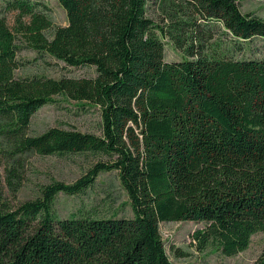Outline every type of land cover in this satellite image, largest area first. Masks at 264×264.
<instances>
[{
    "label": "trees",
    "instance_id": "trees-1",
    "mask_svg": "<svg viewBox=\"0 0 264 264\" xmlns=\"http://www.w3.org/2000/svg\"><path fill=\"white\" fill-rule=\"evenodd\" d=\"M68 25L17 0L16 32L0 18V154L105 157L67 185L54 182L15 210L0 209V264H173L162 223L203 224L200 251L233 258L264 234V57L239 59L261 39L264 20L238 0H59ZM161 12L162 25L149 16ZM27 22H22L23 18ZM95 77L18 78L21 42ZM169 39L183 52L165 60ZM62 97L99 109L102 136L32 118ZM117 171L132 218H58L59 194L76 196ZM254 264H264V250Z\"/></svg>",
    "mask_w": 264,
    "mask_h": 264
},
{
    "label": "rangeland",
    "instance_id": "rangeland-1",
    "mask_svg": "<svg viewBox=\"0 0 264 264\" xmlns=\"http://www.w3.org/2000/svg\"><path fill=\"white\" fill-rule=\"evenodd\" d=\"M17 0H0V18L6 20L10 29L16 32L19 23V11L11 10ZM35 5V11L46 15L53 24V29L45 36L52 40L54 29L68 25L67 14L59 0H25ZM242 13L254 14L264 20V0H238ZM149 16L162 25L161 12L150 7ZM27 22L28 18H23ZM19 58L23 63L16 72L18 78L46 77L61 78L95 77V70L90 68H70L63 62L48 55H42L30 49L21 38ZM165 43V60L180 62L185 59L182 51L169 39ZM239 59H261L264 57V43L254 40L250 46L236 55ZM56 103L39 110L32 118L29 134L39 136L49 129L76 130L102 136V119L99 109L80 108L62 97ZM107 162L101 155L86 153L67 156L43 157L36 153L18 156L15 160L0 154V209L15 210L20 205L41 196L44 187L54 182L73 184L97 163ZM55 211L60 219L72 216L91 215L97 218H132L130 200L124 191L117 171L104 172L99 175L93 187L82 195L67 196L59 194L55 202ZM203 228V224L193 222L162 223L160 232L167 255L173 264H254L264 250V234L252 238L250 248L233 258L224 257L214 248L200 251L193 242V234Z\"/></svg>",
    "mask_w": 264,
    "mask_h": 264
}]
</instances>
